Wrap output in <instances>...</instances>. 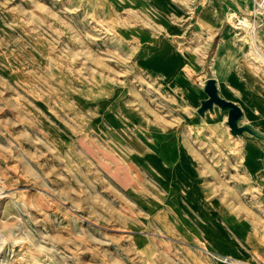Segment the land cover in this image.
<instances>
[{
    "label": "rangeland",
    "instance_id": "rangeland-1",
    "mask_svg": "<svg viewBox=\"0 0 264 264\" xmlns=\"http://www.w3.org/2000/svg\"><path fill=\"white\" fill-rule=\"evenodd\" d=\"M258 44L264 0H0V264H264Z\"/></svg>",
    "mask_w": 264,
    "mask_h": 264
},
{
    "label": "bare ground",
    "instance_id": "bare-ground-1",
    "mask_svg": "<svg viewBox=\"0 0 264 264\" xmlns=\"http://www.w3.org/2000/svg\"><path fill=\"white\" fill-rule=\"evenodd\" d=\"M255 51L258 54V58H259V62H257L256 60L252 59L251 62L252 64L255 66L256 68V73L258 75V73L261 75L260 77L264 79V51L262 49H264V47L260 44L255 45L254 46ZM256 62V63H253ZM208 79H212V80H216V86H217V94L219 97L224 98L228 101H231L232 103H234L238 108H240V104L238 105L237 102L233 96L231 94H229L227 91L223 90L224 86H222L221 84V79L217 76V75H213L212 77L208 78ZM208 79L203 80V84L206 85V82ZM238 82V81H237ZM235 79H229L226 80V88L228 90H235V91H239V87L237 84ZM225 83V82H224ZM242 84V83H241ZM242 90V89H241ZM244 90V89H243ZM241 93V92H240ZM234 94V93H233ZM189 96V95H188ZM239 97V96H238ZM264 99V98H263ZM201 104V103H200ZM260 105V104H259ZM219 107L215 108L214 110H210L208 113H206L204 116L207 120H215V119H221V117L219 116L220 113L222 111L218 110ZM251 108V107H250ZM263 109V108H262ZM241 110V109H240ZM253 110V109H252ZM257 110V109H256ZM242 111V110H241ZM261 113V112H259ZM245 115V114H244ZM264 116V115H263ZM255 120V119H254ZM44 190V189H43ZM41 197V196H40ZM43 199V197H41ZM46 199V197H44ZM48 199V198H47ZM60 199V198H59ZM40 200V199H39ZM44 200V199H43ZM46 201V200H45ZM43 203V202H42ZM41 203V204H42ZM48 203V202H47ZM53 203V202H52ZM44 204V203H43ZM48 206V205H47ZM51 206V205H50ZM52 207V206H51ZM54 208V207H53ZM1 218V217H0ZM2 220V219H1ZM2 236V235H0ZM4 238V237H3ZM6 240V238H4ZM18 240V239H17ZM16 241V240H15ZM21 248V247H20ZM7 261V260H6ZM42 264V263H41Z\"/></svg>",
    "mask_w": 264,
    "mask_h": 264
},
{
    "label": "water",
    "instance_id": "water-1",
    "mask_svg": "<svg viewBox=\"0 0 264 264\" xmlns=\"http://www.w3.org/2000/svg\"><path fill=\"white\" fill-rule=\"evenodd\" d=\"M211 86L214 88V84L213 82H211ZM212 95L217 99V102H219L220 104H223V105H226V106H229L232 108V111H231V119H232V115L233 113H235L236 111H241L240 108H238L234 103H232L231 101H228L226 99H223L221 97L218 96L217 92L215 91V89H212Z\"/></svg>",
    "mask_w": 264,
    "mask_h": 264
}]
</instances>
